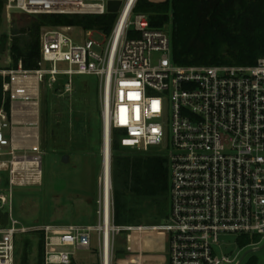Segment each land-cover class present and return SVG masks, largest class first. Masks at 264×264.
<instances>
[{
	"label": "built area",
	"instance_id": "1",
	"mask_svg": "<svg viewBox=\"0 0 264 264\" xmlns=\"http://www.w3.org/2000/svg\"><path fill=\"white\" fill-rule=\"evenodd\" d=\"M108 1L7 0L6 8L9 13L30 16L105 15ZM122 1L110 34L86 30L89 37L77 44L71 36L73 27H44L35 69H25L20 61L16 68L0 70L9 78L4 92L10 94L11 103L38 98L40 84L48 88L64 80V91L71 92L75 75L97 76L102 95L103 169L104 139L110 140L109 198L107 203L102 173L98 222L26 227L18 226L10 214L11 225L0 226V264H17L18 237L32 230L44 236V264H71L77 251L91 247L95 234L101 264H111L116 236L123 232L132 253L144 252L140 244L135 248L134 236H163L167 264H225L219 260L222 235L260 237L249 246L264 239V56L253 65H177L170 30L152 28L145 14H135L138 0ZM94 32L107 37L105 48L91 39ZM60 63L68 66L60 67ZM11 126L1 109L0 176L2 171L9 173L10 204L15 186L42 183L44 153L39 143L31 153L17 152L4 133ZM115 132L121 133V146L134 152L166 154L169 215L161 224L115 223ZM9 145L10 151L2 150ZM0 201L9 200L0 195Z\"/></svg>",
	"mask_w": 264,
	"mask_h": 264
},
{
	"label": "trees",
	"instance_id": "2",
	"mask_svg": "<svg viewBox=\"0 0 264 264\" xmlns=\"http://www.w3.org/2000/svg\"><path fill=\"white\" fill-rule=\"evenodd\" d=\"M134 13L145 14L152 28L170 25L172 56L177 65H253L264 56V0H138ZM117 19L112 13L24 15L23 23L14 27L10 36L1 37L0 50L8 49L11 59L5 69L16 68L20 61L27 70L37 67L44 27H81L110 34ZM137 35L130 33L131 37ZM7 81L8 77L0 75V110L9 116L11 97L4 92ZM120 134L115 132L112 142L115 223L133 224L149 210L157 211V218L165 220L170 193L167 156L120 152L125 148L120 144ZM6 218L0 214L2 223ZM39 234L38 264H44V236ZM259 241L257 236L238 238L241 248ZM245 264H258V259L251 257Z\"/></svg>",
	"mask_w": 264,
	"mask_h": 264
},
{
	"label": "rangeland",
	"instance_id": "3",
	"mask_svg": "<svg viewBox=\"0 0 264 264\" xmlns=\"http://www.w3.org/2000/svg\"><path fill=\"white\" fill-rule=\"evenodd\" d=\"M0 1L3 2L0 12L1 40L4 34L10 36L12 29L23 23L25 14L9 13L7 0ZM165 27L170 30L169 24ZM88 35V31L81 27H73L71 32L77 44H83ZM91 39L102 44L103 48L108 41L107 37L97 32L93 33ZM95 49L100 51L102 47L95 45ZM10 63L9 50H0V70ZM59 66L65 68L68 64L60 63ZM73 82L71 92L64 91V81L61 80L57 85L44 88L41 93L40 128L45 138L42 183L15 186L10 204L9 173L7 170L1 172L0 195L9 200L5 204L0 201V214L7 217L5 223L0 221L2 227L11 225L10 214L18 220V226L26 227L45 223L63 226L98 222L100 179L103 173L100 79L94 75H75ZM122 150L120 152L135 153L130 148ZM65 155L69 157L68 161H64ZM166 211L169 215V206ZM162 219L157 218V211L149 210L142 213L135 223L128 225L152 226L164 222ZM39 243L40 234L33 230L20 235L17 240V264H24V257L27 258V264H38ZM127 246L126 232L116 236L111 264H131V259L137 253L129 254ZM164 257L167 259L168 256ZM251 257H256L258 264H264V239L257 245L241 248L235 235L221 236L220 261L224 259L225 264H239L242 261L241 264H245ZM73 261L74 264H101L95 239L89 249L77 251ZM155 262L163 264L159 260Z\"/></svg>",
	"mask_w": 264,
	"mask_h": 264
},
{
	"label": "crops",
	"instance_id": "4",
	"mask_svg": "<svg viewBox=\"0 0 264 264\" xmlns=\"http://www.w3.org/2000/svg\"><path fill=\"white\" fill-rule=\"evenodd\" d=\"M43 89V85L40 84L38 98H33L29 102L15 100L11 103V112L8 117L12 126L5 129L4 133L6 138L12 141V145L17 152L21 154L31 153L32 146L37 143L41 145L42 149L45 148V138L40 128V103ZM36 122H38V124H34ZM2 150L5 152L10 151L11 145L3 147ZM133 238L135 248L140 244V246H142V251H144L143 253L136 252L137 255L133 256L137 260L135 264H158L155 262L156 260L162 261L163 264L164 262L167 264V259L164 257V255H166V245L163 236L148 233L136 235ZM94 239L99 251L97 235L93 237V240ZM145 255H148V257H145Z\"/></svg>",
	"mask_w": 264,
	"mask_h": 264
},
{
	"label": "bare ground",
	"instance_id": "5",
	"mask_svg": "<svg viewBox=\"0 0 264 264\" xmlns=\"http://www.w3.org/2000/svg\"><path fill=\"white\" fill-rule=\"evenodd\" d=\"M128 11V10H127ZM127 11L125 13V17L127 15ZM109 137L104 139V154L106 156L105 163H104V169H103V182L106 188V200L108 203V198H109V188H110V166H109ZM132 243L135 245L134 239H132ZM137 260H133V263L136 262ZM132 263V261L130 262Z\"/></svg>",
	"mask_w": 264,
	"mask_h": 264
},
{
	"label": "water",
	"instance_id": "6",
	"mask_svg": "<svg viewBox=\"0 0 264 264\" xmlns=\"http://www.w3.org/2000/svg\"><path fill=\"white\" fill-rule=\"evenodd\" d=\"M123 1L122 0H109L108 1V12L112 14H117L120 11V8L122 6ZM69 157L67 155L64 156V161H68ZM257 249H253L255 251ZM246 256V255H245ZM244 256V258H245ZM242 261L240 262V264Z\"/></svg>",
	"mask_w": 264,
	"mask_h": 264
}]
</instances>
